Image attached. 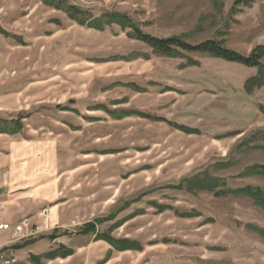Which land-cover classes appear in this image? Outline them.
<instances>
[{"label": "rangeland", "instance_id": "374dc122", "mask_svg": "<svg viewBox=\"0 0 264 264\" xmlns=\"http://www.w3.org/2000/svg\"><path fill=\"white\" fill-rule=\"evenodd\" d=\"M68 1L94 17L124 14L158 38L213 39L242 55L264 44V0L238 13H231L234 0ZM0 29L9 34L0 33V120L22 124L17 133L0 134V166L9 158L44 166V172L13 171L9 178L0 171V191L22 196L24 211L1 217L39 224L44 208L55 207L59 215L49 223L52 230L8 243L5 251L16 256L15 264H30L15 244L35 240L45 245L35 250L41 255L62 237L72 248L97 245L61 264H88L83 256L107 254L109 264H264V210L252 200L166 188L208 173L226 189L264 191V175L248 172L264 165V84L250 93L244 89L256 68L206 54L160 56L117 25L103 31L80 27L39 0H0ZM189 60L198 65H187ZM65 105L81 115L61 111ZM99 105L117 113L140 111L200 133L136 116L115 120L94 109ZM85 161L91 168L68 170ZM16 178L21 187H11ZM44 182V188L34 186ZM36 190L43 192L33 196ZM152 204L172 209L159 212ZM93 221L100 233L122 222L112 238L138 242L142 249L117 251L94 234H81Z\"/></svg>", "mask_w": 264, "mask_h": 264}, {"label": "trees", "instance_id": "16d2710c", "mask_svg": "<svg viewBox=\"0 0 264 264\" xmlns=\"http://www.w3.org/2000/svg\"><path fill=\"white\" fill-rule=\"evenodd\" d=\"M44 6L54 9L56 11L63 12L68 19L73 21L80 27H86L88 29H93L96 31H103L105 27L111 25H117L122 31H128L127 35L137 40L146 46H148L153 53L165 56L169 58H182L185 54H206L208 56L221 59L226 62L236 63L244 67L256 68L257 74L254 77L248 79L244 84V89L247 93H250L254 87L259 88L264 84V44L255 47L248 55H242L236 51L230 50L223 46L221 42L213 39H208L199 43H190L184 37L181 36H171L168 38H158L149 34L142 32L132 20L124 14L120 13H105L100 17H94L88 11L82 10L81 8L69 3L68 0H39ZM257 0H234L231 7V13H238L242 11L244 7H250ZM51 23L60 25L58 20H52ZM0 33L4 36H9L5 31L0 29ZM21 41V40H19ZM189 66L198 65L197 62L189 60L187 62ZM130 88L137 91H143L139 89L134 84L128 85ZM73 100H69L68 104H72ZM59 107V106H58ZM61 111L75 112L70 106L65 105L59 107ZM94 109L104 110L109 116L115 120H120L125 117L136 116L143 119H148L150 121H160L167 122L171 127L179 130L185 134H199V130L192 129L186 126H181L173 124L164 118L154 117L149 114L135 111L126 110L119 113L115 111H109L104 106H95ZM11 123V126L9 125ZM21 121L11 120L10 122L5 120H0V134H13L21 130ZM250 174L264 175V165H255L248 170ZM172 190H184L189 193H195L198 191L211 192L216 197L224 196H235V197H247L253 201V203L264 210V191L260 188L254 187H243L237 189H226L225 184L219 178L209 175L208 173L202 176L190 177L181 179L177 184L166 187ZM157 207L159 212L166 209H172L169 206H161L157 204H152ZM180 217H197L199 216L196 212L178 213L175 212ZM114 216H111L112 219ZM108 219V220H110ZM103 220H100V222ZM98 222H90L85 224L81 230V234H94L95 241H104L109 244L112 249L117 251L126 250H141L142 247L138 242L130 241L127 239L116 240L112 238L110 233L115 229L116 226H120L122 222L117 225L114 224L109 227L107 232L100 233L96 229V224ZM56 232L48 236V239L53 241L57 238ZM35 240L25 241L23 243L15 244L13 246L16 250H21L31 244ZM73 254L71 249H66L64 246L59 245L56 249L51 250L47 253L41 255H30V264H44L43 261L52 260L56 258H67ZM109 254L106 258L99 262V264H104L109 259Z\"/></svg>", "mask_w": 264, "mask_h": 264}, {"label": "crops", "instance_id": "0c3cea01", "mask_svg": "<svg viewBox=\"0 0 264 264\" xmlns=\"http://www.w3.org/2000/svg\"><path fill=\"white\" fill-rule=\"evenodd\" d=\"M73 109V107H72ZM77 114L80 116L81 114H79V111L75 108L74 109ZM84 117H86L84 114H83ZM89 117H92V116H89ZM91 119V118H90ZM89 120V118L87 119ZM90 163L88 162H83V163H79L78 165H73V166H69L68 170H72V171H77V170H80V169H89L91 168L90 166ZM44 166H22L18 163H13L12 162V158H9L8 160H6L4 166H0V171H3L4 172V176H7L8 178L13 175V171H14V175H19V172H21L22 170L25 171V172H29V170L31 169L32 171V174H34L35 172L33 171H39V170H42L44 172ZM37 176V174L35 175ZM6 181H3L2 182V186L4 187L6 185L5 183ZM45 184L44 183H37L35 184L34 186L36 187H40V188H44V187H41ZM53 185V184H52ZM58 185V184H57ZM11 187H21L20 186V179L19 178H16V180L14 181V184L11 185ZM7 188L6 189H3L1 188V191H2V196H1V199H0V202L2 204V207H5L6 208V213H3L0 211L1 215L2 216H13L15 213H21V214H24V211H21L22 210V205L21 204V200H22V196H8L6 197V192ZM43 192L42 190H36L35 192H32V195L33 196H37L39 193ZM43 203L46 201V198H42L41 200ZM21 211V212H20ZM56 212V208L53 207L52 209H50L49 211V220H50V224L53 225L51 222H54V223H57L58 222V218H59V215L55 213ZM13 213V214H12ZM55 226V225H54ZM59 228H62V226H58ZM5 235H0V238L3 240L5 239L4 238ZM63 237L60 238V245L64 246L66 249H71L73 251V254L67 258H56V259H52V260H47L45 262V264H61V263H64L66 261H69L71 259H74V257H77L79 256L81 253H84L85 251L89 252L94 246H96L97 244H93V243H79L80 245L77 246V247H69L65 242H63ZM39 243H33L32 245H29L23 249H21V251H17V252H21L22 251H25L26 253V258H28L29 260V257L30 255H39V254H36L35 250L38 249L39 247H44L45 245L44 244H41L40 246H38ZM48 247V246H47ZM46 247V248H47ZM58 247V246H57ZM57 247H52L51 249L48 248V250H45L44 253H47L51 250H54L56 249ZM44 253H41V254H44ZM106 256V255H105ZM104 257H99V256H96L97 258H93V260L88 257V256H83V257H86V261L88 262V264H98V262L102 261ZM110 260H108L106 263L104 264H109Z\"/></svg>", "mask_w": 264, "mask_h": 264}, {"label": "built area", "instance_id": "2783aa9c", "mask_svg": "<svg viewBox=\"0 0 264 264\" xmlns=\"http://www.w3.org/2000/svg\"><path fill=\"white\" fill-rule=\"evenodd\" d=\"M0 191V199H1ZM2 204L0 202V209H2ZM1 211V210H0ZM49 209L44 208L40 212V222L39 224L33 223L28 218H22L17 223H9L1 217L0 213V235H7L8 239L2 240L0 238V264H15L17 258L13 253L7 254L5 247L8 246V243L13 241L21 240L23 238H34L43 231L52 230L49 227ZM21 242V241H20Z\"/></svg>", "mask_w": 264, "mask_h": 264}]
</instances>
